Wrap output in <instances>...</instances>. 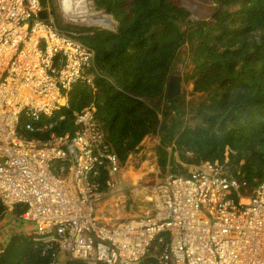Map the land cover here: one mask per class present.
<instances>
[{
  "label": "built area",
  "instance_id": "obj_1",
  "mask_svg": "<svg viewBox=\"0 0 264 264\" xmlns=\"http://www.w3.org/2000/svg\"><path fill=\"white\" fill-rule=\"evenodd\" d=\"M44 1L0 0V200L8 211L24 206L41 255L50 264H264V182L226 176L215 162L166 175L153 213L97 223L95 203L115 189L119 163L95 106L72 111L71 131L50 132L75 86L92 84L94 52L39 18Z\"/></svg>",
  "mask_w": 264,
  "mask_h": 264
},
{
  "label": "trees",
  "instance_id": "obj_2",
  "mask_svg": "<svg viewBox=\"0 0 264 264\" xmlns=\"http://www.w3.org/2000/svg\"><path fill=\"white\" fill-rule=\"evenodd\" d=\"M92 1L117 27L75 33L94 51L93 86H75L71 109L50 132L71 131L72 111L93 104L119 164L146 137L158 135L160 154L164 144L174 142L182 159L186 150L193 152L191 163L227 157L235 160L234 175L250 184L264 182V0H213L209 20L188 19L190 10L173 0ZM182 47L183 83H192L189 94L197 102L186 93L165 97ZM24 210L16 205L9 212L19 217ZM7 211L0 200V216ZM0 264H50V259L28 236L11 235Z\"/></svg>",
  "mask_w": 264,
  "mask_h": 264
},
{
  "label": "rangeland",
  "instance_id": "obj_3",
  "mask_svg": "<svg viewBox=\"0 0 264 264\" xmlns=\"http://www.w3.org/2000/svg\"><path fill=\"white\" fill-rule=\"evenodd\" d=\"M76 1L77 0H72V3L75 4L74 2ZM80 1L83 2L81 3ZM173 2L188 8L190 10L188 19L195 20H209L215 6V1L213 0H173ZM45 3L47 10L52 13L53 23L56 27L64 31L75 34L80 28L99 29L101 23H107L108 25L107 19L102 17L101 12L96 8L92 0H79L77 3L80 6L79 12L86 11L88 7L90 14L86 15V17H88L87 19L85 17L78 18L71 12L69 17L64 14L65 11L63 10L62 0H46ZM78 5L75 6L76 9ZM231 7H229L228 10H231ZM111 29L112 26L108 30L111 31ZM182 48H185V61L180 71L182 94L186 93V99L188 101L192 100V102H197L198 98L189 94L191 92L192 83H183L187 52L186 47ZM85 86L90 88L93 86V75L92 84L90 86ZM64 114H66V111ZM189 123V125H193V121L189 120ZM159 144L160 137L158 135L146 137L143 141V145H141L134 154L128 156L125 164L120 163L116 175L117 184L115 189L106 192L105 196L102 197L99 202L95 203L94 214L97 223L107 226L116 225L127 219L142 216L145 213H153L155 208L153 188L157 183L162 181L167 173L173 175H176L174 173H179L180 176H190L192 171L203 164L202 162H189V158L193 157V152L188 150L183 154L184 159H182L180 153L176 150V143L174 142H167L164 144L163 151L165 154H160L158 152ZM242 162L244 163V161H240L239 164ZM215 163L224 175L234 176L236 168L230 163H235V160L230 162L226 157L223 162L218 161ZM190 169L194 170L190 172ZM239 177L243 178L240 175ZM32 229L33 226L31 224L21 221L20 217L13 215L12 212H4L0 216V252L7 244V240L11 235L28 236V233ZM58 258L60 261L65 260V254L61 252Z\"/></svg>",
  "mask_w": 264,
  "mask_h": 264
},
{
  "label": "water",
  "instance_id": "obj_4",
  "mask_svg": "<svg viewBox=\"0 0 264 264\" xmlns=\"http://www.w3.org/2000/svg\"><path fill=\"white\" fill-rule=\"evenodd\" d=\"M102 14V17L107 19V23H101L99 25V30H108L112 26V30H116L117 23L113 20L112 16L106 13L104 10H99ZM52 14V13H51ZM39 18L41 19H48V13L46 11H42L39 13ZM106 25V26H105ZM98 29V28H97ZM185 48L181 49V52L179 53L178 56V62L176 63L174 67V71L172 76L169 78L168 83H167V88L165 92V97L166 99H171L174 98L180 94H182V88H181V77H180V71L182 69V65L184 64L185 61Z\"/></svg>",
  "mask_w": 264,
  "mask_h": 264
},
{
  "label": "bare ground",
  "instance_id": "obj_5",
  "mask_svg": "<svg viewBox=\"0 0 264 264\" xmlns=\"http://www.w3.org/2000/svg\"><path fill=\"white\" fill-rule=\"evenodd\" d=\"M79 2V0H77L76 2H74L75 4L72 3V0H62V5H63V10L65 11L64 14H66L68 17L70 15V12L71 13H74L78 18L80 17H85L86 19L88 17H86V15H89V10H88V7H87V10L84 11V12H79V9H80V6L77 4ZM81 2V1H80ZM83 2V1H82ZM81 2V3H82ZM91 3V2H90ZM73 4V5H72ZM76 5H78V8L76 9ZM89 5V4H88ZM83 7H85L84 5H82ZM90 6V5H89ZM73 11V12H72ZM66 17V16H65ZM90 18V17H89ZM70 19V18H69ZM72 19V18H71ZM77 20V19H75ZM81 20V19H80ZM88 21V20H87ZM132 177V176H131ZM134 218V217H133ZM131 219V218H130ZM245 248V245L243 244L241 249H242V253L244 254H248V251L246 249V251H243V249Z\"/></svg>",
  "mask_w": 264,
  "mask_h": 264
},
{
  "label": "clouds",
  "instance_id": "obj_6",
  "mask_svg": "<svg viewBox=\"0 0 264 264\" xmlns=\"http://www.w3.org/2000/svg\"><path fill=\"white\" fill-rule=\"evenodd\" d=\"M45 2H46V0L42 3V7H43V10H42V11H46V12L48 13V16H49L48 19H53V18H52L51 11H48V10H47L46 3H45ZM42 11H41V12H42ZM75 35H76V34H75ZM76 36H77V35H76ZM84 45H85V44H84ZM86 46H87V45H86ZM88 47H89V46H88ZM93 52H94V51H93ZM93 61H94V60H93ZM144 140H145V139H144ZM144 140H143V141H144ZM143 141L141 142L140 146L143 145ZM119 165H120V164H119ZM166 173H167V172H166ZM174 174H178V175H179V173H174ZM166 175H173V174H171V173H167ZM166 175H165V176H166ZM234 176H239V175H234ZM28 238H29V237H28ZM153 246H156V244H154Z\"/></svg>",
  "mask_w": 264,
  "mask_h": 264
},
{
  "label": "crops",
  "instance_id": "obj_7",
  "mask_svg": "<svg viewBox=\"0 0 264 264\" xmlns=\"http://www.w3.org/2000/svg\"><path fill=\"white\" fill-rule=\"evenodd\" d=\"M192 170H194V169H190V172H191Z\"/></svg>",
  "mask_w": 264,
  "mask_h": 264
}]
</instances>
